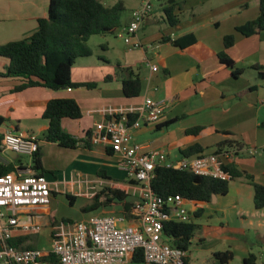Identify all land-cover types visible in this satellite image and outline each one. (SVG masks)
<instances>
[{
  "label": "crops",
  "instance_id": "1",
  "mask_svg": "<svg viewBox=\"0 0 264 264\" xmlns=\"http://www.w3.org/2000/svg\"><path fill=\"white\" fill-rule=\"evenodd\" d=\"M50 1L0 0V46L31 36L38 29V20L46 16ZM141 4L138 0L132 12ZM170 4L175 6L174 15L179 18L174 26L165 20L164 8ZM259 4L260 0L162 1L138 33L142 47L129 49L124 43L127 48L118 61V67L131 68L139 76L142 90L138 97L124 95L122 80L127 74L106 81L111 75L106 76L99 68L101 65H96L97 72L91 67L78 70L75 66L72 71L74 83H96L94 89L31 88L13 93L21 81L0 77V117L6 120L0 126V138L7 131L38 136L42 166L52 187L50 204L30 211L41 231L31 234L15 230L13 240L20 249H37L41 236L51 237L52 242L56 225L73 224L92 216L123 217L121 226L137 224L133 206L141 199L140 188L128 177L120 155L91 143L90 147L66 149L45 140L49 123L43 113L54 99L71 98L78 102L82 118L64 119L62 127L82 140L96 123L106 119L101 114L104 109L139 107L148 97L162 101L166 110L161 121L133 130V143L142 146V152L161 151L169 162L178 163L187 158L182 150L199 145L203 150L199 155L212 154L218 152L217 146L227 143L224 149L239 150L235 166L264 186V81L253 69L254 65L264 66V31L250 37L237 31L257 19ZM131 16L122 26L131 21ZM189 35L194 41L186 47L172 44ZM230 35L235 37V44L226 49L225 37ZM109 49L108 42L104 50ZM222 52L233 60L234 71L242 72L240 75H234L232 69L222 64ZM7 64L8 60L0 57V73ZM153 65L158 68L156 72ZM197 127L202 128L198 135L188 133ZM51 156L60 160L50 163ZM1 157L7 164H14L6 153ZM32 161L22 157V167L35 174ZM105 188L125 192L126 201L133 203L131 211H125L126 201L99 205L105 198H96ZM60 194L71 196V203L79 197L86 200L81 219L59 216ZM185 208L190 222L199 226L187 251L189 264H202L200 258H208L207 253L214 257L215 253L225 251H232L233 261L239 258L242 264L251 253L257 257V264H264V208H255L254 188L246 179L232 180L225 196L214 195L210 202L191 200ZM21 221L25 223L27 217L22 215ZM133 257L125 264H137Z\"/></svg>",
  "mask_w": 264,
  "mask_h": 264
},
{
  "label": "built area",
  "instance_id": "2",
  "mask_svg": "<svg viewBox=\"0 0 264 264\" xmlns=\"http://www.w3.org/2000/svg\"><path fill=\"white\" fill-rule=\"evenodd\" d=\"M161 0H142L131 16L129 24L116 32L129 49L142 47L137 36L146 20L152 16ZM156 72L157 66H151ZM264 104V101L262 102ZM166 105L162 101L146 98L139 107L110 108L101 111L105 120L95 124L90 143L103 146L121 156L122 165L130 179L138 183L141 199L133 212L136 225L121 226L124 218L92 216L73 224L60 223L54 227L52 251L60 264H125L138 250H142L146 264H189L187 252L173 247L164 239V223L190 222L185 208L191 201L181 195L166 197L156 194L151 187L158 167L186 170L197 176L230 181L231 174L224 168L236 160V148L223 149L212 154L184 158L171 163L161 151L142 152V146L133 143V130L144 124L161 121ZM39 138L12 131L0 138V163L7 150L18 157H29L39 152ZM254 154V151L250 150ZM52 187L45 175H35L23 167L0 176V264H46L48 253L39 249H20L11 244L15 230L37 234L41 225L33 222L30 211L48 206ZM26 216L23 223L21 216Z\"/></svg>",
  "mask_w": 264,
  "mask_h": 264
},
{
  "label": "trees",
  "instance_id": "3",
  "mask_svg": "<svg viewBox=\"0 0 264 264\" xmlns=\"http://www.w3.org/2000/svg\"><path fill=\"white\" fill-rule=\"evenodd\" d=\"M169 2L172 3V1ZM174 7L173 4H170L164 8L165 20L170 26L179 22V18L174 15ZM124 11L123 0H118L113 6H106L100 0H51L46 16L38 20V29L31 36L0 46V57L8 60L0 77L21 81V84L13 89V93L31 88H47L53 91L96 88V83L78 84L73 82L74 65L78 59L92 56V49L88 45L92 36L116 35L117 30L122 27L121 17ZM237 31L246 37L264 31V0H260L257 19L238 27ZM163 41H167V39ZM193 41L194 37L189 35L182 40L173 41L172 44L184 48ZM234 44V36L225 37L226 49L233 47ZM219 58L222 64L232 69L234 75L242 73L234 71V62L225 52H222ZM119 69L121 73L127 74V78L122 80L124 95L128 98L138 97L142 90L139 76L135 75L131 68L119 67ZM253 69L257 72L258 78L264 81V66L254 65ZM115 78L116 76H109L105 80L109 81ZM82 116V109L75 99L51 100L43 113V118L49 123L45 140L66 149H77L81 146L90 147L91 132H88L86 139L82 140L73 137L62 127L64 119L78 120ZM5 121L0 117V126ZM201 130L202 128L197 127L188 133L198 135ZM225 147H227V143L217 146V151L223 150ZM201 153L203 150L199 145L182 150V154L187 158L196 157ZM32 160V169L36 172L35 175H45L40 151L33 156ZM14 164L22 167V157L14 160ZM14 164L0 163V176L14 171L16 168ZM224 169L231 174L230 181L197 176L189 171L172 167H158L151 187L156 194L163 197L181 195L187 200L210 202L214 195H227L232 180L244 178L254 188L255 208L263 209L264 186L256 183L252 175L238 169L234 163L227 164ZM98 175L102 176V171H99ZM101 197L105 198V202H101L99 205L105 206L115 200L126 201L128 196L123 191L105 188L96 200ZM67 198L71 199V196L67 195ZM132 206L133 203L126 201L124 203L125 211L130 212ZM194 215L197 217L198 212ZM198 227L194 222H165L164 239L173 247L187 252ZM11 244L17 246V241L12 240ZM24 249H31V247H24ZM214 258L220 264H229L234 259V253L232 251L217 252L214 254ZM44 261L46 264H60L59 259L51 253ZM133 262L145 263L142 250H138L134 254ZM244 264H257V257L251 253L244 260Z\"/></svg>",
  "mask_w": 264,
  "mask_h": 264
},
{
  "label": "rangeland",
  "instance_id": "4",
  "mask_svg": "<svg viewBox=\"0 0 264 264\" xmlns=\"http://www.w3.org/2000/svg\"><path fill=\"white\" fill-rule=\"evenodd\" d=\"M104 5L106 6H113L115 5L118 0H100ZM142 1V0H141ZM125 4V11L122 14V20L125 21L126 18L131 15L132 12V6H134L138 0H123ZM140 7V6H139ZM110 43V49L108 51L104 50V45H107V43ZM88 45L92 49V56L80 58L77 60V63L74 65L76 69L81 70L84 68H92L97 72L96 65H101L99 67L100 69H103L104 74L111 75V76H121L123 73H121L119 67H118V61L120 58H122L123 53L126 50V46L124 44V41L120 38H118L116 35H96L92 36L88 42ZM22 157V156H21ZM60 159L58 157H53L49 159V162H58ZM119 167V165H118ZM62 189V187H61ZM60 199V203L57 207L59 209V216H68L74 221H77L83 217L82 207L85 205L86 200L84 198L79 197L76 202L71 203V201L67 198L65 194L58 195ZM130 200H135L133 197L129 198ZM60 222V220H59ZM35 248L41 250V251H51L52 250V242L51 237L48 236H41L37 242V246ZM208 258L201 257L200 261L202 264H219L214 257L211 255H208ZM206 259H209V262L206 261ZM232 264H242L240 259L232 260Z\"/></svg>",
  "mask_w": 264,
  "mask_h": 264
},
{
  "label": "water",
  "instance_id": "5",
  "mask_svg": "<svg viewBox=\"0 0 264 264\" xmlns=\"http://www.w3.org/2000/svg\"><path fill=\"white\" fill-rule=\"evenodd\" d=\"M6 154L14 160L18 159V154L15 151L7 150Z\"/></svg>",
  "mask_w": 264,
  "mask_h": 264
}]
</instances>
